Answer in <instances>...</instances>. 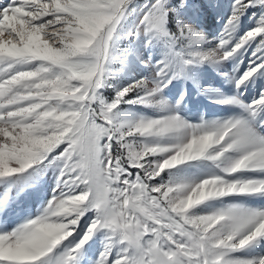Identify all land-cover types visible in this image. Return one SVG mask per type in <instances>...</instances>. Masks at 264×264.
I'll return each mask as SVG.
<instances>
[{"label": "snow or ice", "instance_id": "6c2138e0", "mask_svg": "<svg viewBox=\"0 0 264 264\" xmlns=\"http://www.w3.org/2000/svg\"><path fill=\"white\" fill-rule=\"evenodd\" d=\"M0 264H264V0H0Z\"/></svg>", "mask_w": 264, "mask_h": 264}, {"label": "rangeland", "instance_id": "374dc122", "mask_svg": "<svg viewBox=\"0 0 264 264\" xmlns=\"http://www.w3.org/2000/svg\"><path fill=\"white\" fill-rule=\"evenodd\" d=\"M204 24H205L206 30L211 32V33L216 32L219 29V27H220V21L218 19L214 20L211 13H209L207 15V17L205 18ZM209 74H210V77H211V75H212L211 74V70H209ZM215 84L217 86H219L220 85V81L219 80H215ZM199 102L201 104H208V102L203 100V99H200Z\"/></svg>", "mask_w": 264, "mask_h": 264}]
</instances>
